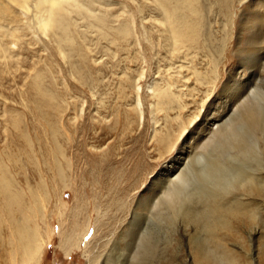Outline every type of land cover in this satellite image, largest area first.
<instances>
[{
    "label": "rangeland",
    "instance_id": "rangeland-1",
    "mask_svg": "<svg viewBox=\"0 0 264 264\" xmlns=\"http://www.w3.org/2000/svg\"><path fill=\"white\" fill-rule=\"evenodd\" d=\"M200 1L205 33L192 48L173 49L155 0H78L64 48L54 35L18 28L13 54L0 57V179L9 184L0 186V264H12L26 224L41 245L34 264H264V188L241 186L260 207L258 227L223 219L204 203L241 182L202 177L200 151L188 156L207 118L238 92L226 84H250L251 57L237 48L261 38L264 0H233L229 11ZM255 72L247 94L261 120L264 63ZM251 154L231 167L264 173V154ZM175 166L197 180L173 207L161 192ZM199 211L208 224L196 222Z\"/></svg>",
    "mask_w": 264,
    "mask_h": 264
},
{
    "label": "bare ground",
    "instance_id": "bare-ground-1",
    "mask_svg": "<svg viewBox=\"0 0 264 264\" xmlns=\"http://www.w3.org/2000/svg\"><path fill=\"white\" fill-rule=\"evenodd\" d=\"M155 1L162 9V18L160 19H162V24L165 27V32L168 34L167 37L170 40L173 49L178 50L181 46L192 48L200 44L201 40L199 41V37L202 36L201 13H203L202 6L199 4V2H201L200 0ZM218 1H221L220 6H222L221 8L225 11H229L233 3V0ZM70 12L82 14L78 0H0V57H9L8 55L13 54L14 50L10 46V43H16L17 39H19V35L22 33L21 29L18 31V28H21L20 26L25 28L27 27V29L31 28L32 31L37 30L46 35H52V37L54 35V37L58 39L59 45H61L63 48L66 47L64 45V41L67 40L71 34V30H69L70 22H68V20H71L69 18ZM258 13L260 14V17H264L261 16V12ZM23 18L25 21L22 20ZM96 19L103 25V20L105 21L103 17H97ZM258 31L259 33L261 32L259 34L261 38L259 39L254 35L253 37L258 39H256L257 41L254 40L256 42H254V45L249 46L244 52H241L240 48H237L238 56L245 53L248 58L251 57L252 65L245 68L250 70L247 77L251 80H249L250 84L253 81L252 78H255L257 73L255 72V68L258 64L264 63L262 61L264 60L263 27L261 28V31L259 29ZM250 37L251 36H249V39ZM164 40H167V38L165 37ZM241 59L238 60V63L234 67V72L236 75L244 64ZM228 60L229 59L226 61ZM235 81L237 80L235 79ZM233 83H236L234 87L228 83L226 84V87H230L232 90H238L237 93H232L235 95V97H230L231 100L229 98L228 101L223 102V105L225 106L222 110V113L220 115L218 114L219 116H211L207 118L205 124H203L205 125L203 130L200 131L198 138L196 139L198 142L190 146L188 156L192 153L195 154L197 150L200 151L201 157L203 156L202 159H204L203 161L205 162L204 166L209 167L208 169L200 170L202 177L206 176L207 178L210 177L215 180L216 177L223 179V177L225 178L227 175H231V177L236 178L241 182V184L239 183L240 185H238L236 188L237 191H234L231 195H228L229 193L226 192V189H224L226 193L224 192L223 196L218 197V191H216L217 195L215 193V197L211 196L210 199L207 197L208 200L204 204L206 206H210L211 209L213 208V212L221 214L220 216L224 217L223 219H225L227 216L240 217L241 219L248 218L251 222H253L252 226L258 227L257 220L259 219L258 215L260 214V207L255 202L254 197L248 196L244 198L241 197L240 194L244 193L243 187L241 186L252 189V193H257L262 188H264V173L261 171L257 173L256 169H249L247 171L244 170L245 172H243V170L240 171V169L238 170V168L231 166H235L237 163H240V161L246 163V161H243V155L245 154H264V134L259 132L263 128L260 122L262 119H264V117H261V120L259 119L261 116L260 111L262 110H259L260 106L257 103L259 101L252 99L251 95L247 94V92H251V90L248 91L250 84H248V82L244 84L243 81ZM163 93L165 92H162V94ZM252 154L251 156H253ZM260 156L262 157L263 155ZM226 159L228 160L227 163L229 164H226ZM179 169L180 167L177 166L170 169L168 176L174 175V179H167L169 180L168 186L163 192H161L163 193L162 198L164 199V203L167 206L170 205L174 207L178 204L179 206L180 204H183V195L187 194L184 199L189 197L188 192L186 193L184 190H187L189 187L188 185L190 184V179L197 180L195 175L191 174L186 176L188 173L184 172V168L181 169L178 174H176ZM1 177H3V175ZM8 185L9 184L5 179H0V186H2V188H7ZM226 185L228 184L226 183ZM6 188L4 190H7ZM16 196L18 195L12 194V197H10L13 200L16 198ZM155 203L153 202V205ZM171 203L173 204L171 205ZM24 211L25 209L21 210L24 215L22 216L24 223L26 224L27 220L24 218ZM195 211L198 213V209ZM187 213H191L190 211L188 212V208ZM200 220L204 221L205 225L208 224V215L206 212L201 214L199 211V216L196 217V222L198 223ZM18 231V237L16 238L17 244L13 246L11 252L13 259L12 264H19V261L21 264H34V262H37L39 259V247L41 246L40 242H38V235L36 232L37 230L36 228H28L26 224L24 228L19 229ZM72 235L74 236L75 234L64 236L66 241L65 245L68 247H71L72 242H75ZM263 246L260 249V253H262L264 257ZM216 247L222 249L224 248V244L216 242Z\"/></svg>",
    "mask_w": 264,
    "mask_h": 264
}]
</instances>
